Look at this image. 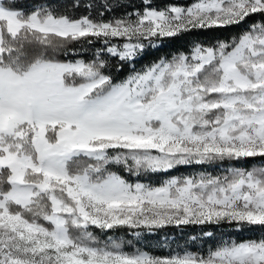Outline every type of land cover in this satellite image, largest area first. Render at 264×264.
Segmentation results:
<instances>
[{"label":"snow or ice","instance_id":"1","mask_svg":"<svg viewBox=\"0 0 264 264\" xmlns=\"http://www.w3.org/2000/svg\"><path fill=\"white\" fill-rule=\"evenodd\" d=\"M107 7L0 0V264H264V236L154 256L94 231L264 230V166L141 179L264 157V0ZM241 24L135 68L165 39ZM77 46L91 57L61 59Z\"/></svg>","mask_w":264,"mask_h":264},{"label":"trees","instance_id":"2","mask_svg":"<svg viewBox=\"0 0 264 264\" xmlns=\"http://www.w3.org/2000/svg\"><path fill=\"white\" fill-rule=\"evenodd\" d=\"M194 0H171V2H175L178 4H189ZM139 3V0H17V6L23 7L25 11L31 10L34 6H39L41 4H53L54 7H59L60 10H67L69 13L73 15L84 14V7L88 5H92L90 9L91 14L94 18H99L97 16V12L106 13V19L113 18L120 14L119 11H112L107 6L110 4L112 7L119 9L120 4L125 3ZM169 2V0H157V3H165ZM73 3L81 5L80 9L77 11L71 7ZM100 5H105V8L99 7ZM255 20H259V16L253 17ZM250 23V22H249ZM248 24H241L239 26H230L226 28H216L210 30H196L190 33L181 34L175 38H169L163 40L162 46L157 48H148L143 55V59H138L135 63V68L139 70L143 66L149 64L150 62L156 60L160 56L167 53H174L177 51H187L189 50L193 44L195 43H207L213 42L214 38H224L231 36H238L241 34L246 28ZM78 47V53H74L68 57L61 56V59H89L94 51L93 48L90 47ZM116 62L112 61L111 65H115ZM132 70V66L129 64L124 65V71L117 73L114 67L110 66V71L112 75L116 76L118 79L124 78L130 71ZM264 163V157H254L247 158L246 160L241 161L238 164H228V165H218V166H182L181 173L185 171H212V172H222L226 167H243L248 168L252 167L255 164ZM180 167L175 170H171L167 173H157L150 174L147 177H141L144 179L154 178L152 183L161 180L162 177L174 173L179 170ZM119 171V169H113ZM196 173V172H195ZM152 175H155L152 177ZM131 178V177H130ZM96 231V234L101 238L102 241H106L110 236L117 242H120L123 246V250H136V249H145L146 251L164 255L169 254L178 250H196L200 252H206L207 249L212 248L214 245H218L219 243L229 240H245L250 238H258L260 236H264V230H260L258 228L245 229L242 231H236L234 227H230L228 225H222L219 227L214 226H180L176 227L173 225L165 226L164 228L157 229L153 233H148L147 231H143L140 237H136L132 234L127 228H121L113 231H109L107 233H101L99 230ZM205 232H211L212 236L204 235ZM193 237L196 239L193 240Z\"/></svg>","mask_w":264,"mask_h":264},{"label":"rangeland","instance_id":"3","mask_svg":"<svg viewBox=\"0 0 264 264\" xmlns=\"http://www.w3.org/2000/svg\"><path fill=\"white\" fill-rule=\"evenodd\" d=\"M194 2V1H193ZM193 2H191V3H193ZM191 3H189V4H191ZM183 5V4H182ZM185 5H187V4H185ZM77 59H80V58H77ZM260 166H264V163H260V164H255L254 166H252V167H248L247 169H250V168H253V167H260ZM181 170H182V167H180V169L179 170H177V171H175L174 173H170V174H168V175H166V176H164V177H162V179L161 180H158L157 182H154V183H152L151 181H154V178H151V180H149V179H144V178H141L142 179V181H144V182H150V183H152V184H154V185H158L159 183H162L165 179H167V178H169V177H171V176H183V175H195V174H198V173H200L201 171H195V170H192V171H190V172H188V171H185L184 173H181ZM196 172V173H195ZM205 172H211V173H213V174H220V173H222V172H212V171H205ZM155 175H152V177H154ZM130 178V177H129ZM131 179V178H130ZM137 250H140V251H146L145 249L143 250V249H136L135 251L134 250H132V251H128V250H124L125 252H128V253H134V252H136ZM183 251H186V250H183ZM182 250H178V251H174V252H171V253H169V254H164V255H159V254H155V253H152V252H149V251H146V252H148L150 255H154V256H170V255H173V254H177V253H182L183 252ZM190 251H194V250H190ZM196 251V250H195Z\"/></svg>","mask_w":264,"mask_h":264}]
</instances>
